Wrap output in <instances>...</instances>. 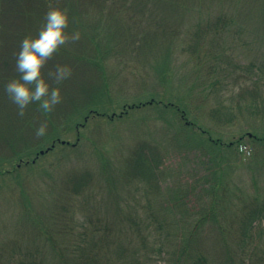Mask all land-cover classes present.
Returning <instances> with one entry per match:
<instances>
[{
    "label": "rangeland",
    "instance_id": "374dc122",
    "mask_svg": "<svg viewBox=\"0 0 264 264\" xmlns=\"http://www.w3.org/2000/svg\"><path fill=\"white\" fill-rule=\"evenodd\" d=\"M122 1L83 5L86 14L81 15L74 0L67 5L61 0L59 6L68 10L69 37L77 30L86 37L69 38L44 66L47 76L53 62L74 63L61 102L50 113L36 114L34 130L25 133L32 142L40 138L44 143L36 128L41 123L47 132L57 127L54 147L31 167L17 169L53 142L35 151L29 142L22 146L19 141L17 152L0 144V168L15 173L0 176V242L13 238L18 225L41 246L30 217L50 209L52 192L46 190L51 186L44 182L67 169L87 170L93 179L83 194L73 197L74 224L82 230L110 222L119 230L108 264H125L146 246L154 264H174L177 240L168 237L179 227H191L187 222L213 202L215 208L207 209L195 230V242L215 247L214 264H220L225 260L222 248L239 247L236 233L244 230L242 216L252 200L264 202V0ZM76 47L85 56L76 61L78 69L72 59ZM150 100L153 104H146ZM138 103L144 105L136 107ZM169 103L173 107L165 106ZM85 105L103 114L86 117ZM3 118L0 113V137L9 141L14 127ZM194 119L196 134L182 128ZM61 141L68 147L59 146ZM143 142L160 149L166 181L149 184L124 176V159ZM260 214L252 241L263 251ZM223 226H237L233 238L223 237ZM152 245H160L162 254Z\"/></svg>",
    "mask_w": 264,
    "mask_h": 264
},
{
    "label": "trees",
    "instance_id": "16d2710c",
    "mask_svg": "<svg viewBox=\"0 0 264 264\" xmlns=\"http://www.w3.org/2000/svg\"><path fill=\"white\" fill-rule=\"evenodd\" d=\"M74 1L76 6H80V10L83 8L82 12L79 10V13L84 15L86 14V8L83 5H87L88 7L92 5H102L106 1L110 2L113 0ZM126 1L137 3L153 0H123L122 2ZM185 1L188 0H154L157 4H177ZM235 1L237 2L239 0ZM51 2L53 4H61V0H51ZM68 2L69 0H66V5ZM48 7L49 0H0V83L18 75L16 71L15 54L20 47V41L25 34L35 33L37 31L39 28L37 27V23L43 21ZM81 36L86 37L85 32H81ZM88 41L93 40L88 39ZM83 52L84 50L82 48L76 47L75 54L72 56L75 63H77L76 61L80 57H85ZM67 57L68 55H65V59H67ZM66 61L67 64H70L73 68V61ZM66 61L63 63H66ZM58 63L61 62L59 61ZM56 64L57 63L53 62L51 69L55 67ZM78 65L81 67V65L77 63V69ZM72 74H74V69ZM70 78H72V75ZM78 80L79 77L77 78V82ZM52 83L54 84L55 82L52 81ZM67 87L68 86L64 85L63 82L61 90H66ZM73 93L74 92L72 91V94ZM150 101L151 104H153L154 100ZM146 104H150V102L148 101ZM140 105L144 104L138 103L136 107ZM165 106L170 108L173 107V104L169 103ZM82 107L87 109L89 105ZM175 107L178 109L180 108L177 104ZM177 111L178 110L175 109L174 112L176 113ZM39 112H41L40 109L35 103H33L29 105L23 116L19 115L15 104L12 103L7 93L4 92L2 87H0V113H5L6 118L3 119H6L9 126L12 125L15 129L14 131V129L11 130L10 128L7 136L9 137V141H7L5 137H0V144H4L6 147L11 148L13 152H17L16 149L19 148L17 146L19 141L22 146L24 143L29 142L30 147H33L32 150L35 151H37L38 148L41 149L48 140H51L53 143H51L46 149L48 150L54 147L55 142L59 139V135L56 133L57 127H54V129L52 128L50 132H46L44 135L46 138V140L44 139V143L39 140L40 138H38L37 141L32 142V136H30L29 139L26 138L27 135L25 136V133L27 134L28 131L31 132L34 130L33 121L35 120V117L38 116ZM180 112L181 116H187V106L185 105L182 107ZM102 114L103 113H100L97 108L95 109L93 107V109L88 108L86 117H88V115L94 116ZM212 115H214V112ZM212 115L209 114L210 117H212ZM45 116L46 117L44 118L46 122L48 121V124L54 125L55 121L53 122L49 115L47 116L45 114ZM196 125L197 121L195 119L193 122L186 120L182 128L196 134L198 132V130H196ZM29 143H27V145H29ZM60 144L61 145L59 146L66 148L69 143ZM46 149L44 150V153L46 152ZM160 153L161 151L156 145L147 142L137 144L131 150V155L124 159V176L128 178L129 175L132 174L134 179L149 184L158 183L159 179L166 181L165 177L167 176L161 171L159 165L162 161V154ZM39 155L42 154H35L33 159L30 161H24L23 164H21V162L18 163L16 168L18 169L22 165H30L31 167L33 163L36 162ZM26 158H28V156ZM6 174H9V176L10 174H13L14 176L15 173L11 170H2L0 168V176H7ZM92 179V174L87 170H83L82 172L76 169H67L58 178L54 177L53 180H46L44 182L46 187L51 186V188L46 191L52 192V194H49L48 199L46 198L47 203H50V209L43 212L41 217L38 215L34 216L35 213L30 217L33 218V227L36 230L33 231V233L36 237L42 239L41 246H39L34 240L31 242L30 235L21 230L20 226L17 225L16 233L13 238L7 239L8 241L0 242V264H108L110 262L108 255L117 243L120 233L119 230L112 228L110 222L104 223L101 226L96 223L91 224L88 227H84L82 230H78L74 224L73 197L83 194L85 189L89 187L88 185L91 186ZM24 182L25 181L21 183L22 186H24ZM209 188H211L210 185ZM36 190L40 192L42 189ZM43 193H45V191H43ZM175 200H177V198ZM175 200L174 203L172 202L174 205ZM178 200L181 199L178 198ZM251 205L252 207L249 208L247 215L242 216L243 220H245L242 225L244 228L243 231L241 230L239 233L236 229L237 226H231L232 228L229 226H223L224 228L221 229L223 237L226 238H228L229 235L233 238L234 233L237 231V244L239 247L233 249L229 247L222 248L225 254V260L220 264H264V250L262 251L260 249L261 247L259 248L256 245L258 244L257 242L252 241L253 229L256 228L253 223L256 219H260L257 218L261 215L260 212L262 214L264 213V202L258 203L254 198ZM215 206L216 204L214 202L212 204H207L209 209L215 208ZM28 207L31 209L30 202ZM208 208H206L202 214L193 216L187 222V225L191 227H179L178 231L172 236L173 238L168 237V239L177 240V247L174 250V253H176L174 264H214L212 255L216 251L215 247L207 248L195 242L197 235V231L195 230L199 229V224L203 223L206 219ZM25 209L27 212V202L25 204ZM0 210H3V208L0 207ZM211 215L213 219H216V221L219 222V218L217 219L213 214ZM27 216L28 214L26 217ZM99 222L103 223L101 221ZM224 244L226 245L228 243L224 242ZM152 248L153 251L157 250L162 254V247L160 245L158 247L152 245ZM130 256L132 259L125 264H140L138 262L139 259H143L141 264H154V260L151 259V254L148 252L147 246L144 248L143 252H133ZM235 258L238 259L237 262L235 261Z\"/></svg>",
    "mask_w": 264,
    "mask_h": 264
},
{
    "label": "clouds",
    "instance_id": "9594fccd",
    "mask_svg": "<svg viewBox=\"0 0 264 264\" xmlns=\"http://www.w3.org/2000/svg\"><path fill=\"white\" fill-rule=\"evenodd\" d=\"M68 23V10L49 0V7L37 31L22 37L15 54L18 75L0 83V87L15 104L19 115L23 116L33 103L42 113H50L61 102V85L71 77L73 68L67 63H57L45 76L44 66L69 38L74 41L81 38L78 30L69 37L66 31ZM47 127L46 123H41L35 130L36 135L44 136Z\"/></svg>",
    "mask_w": 264,
    "mask_h": 264
},
{
    "label": "water",
    "instance_id": "95a60500",
    "mask_svg": "<svg viewBox=\"0 0 264 264\" xmlns=\"http://www.w3.org/2000/svg\"><path fill=\"white\" fill-rule=\"evenodd\" d=\"M65 141H62V143H64ZM40 153H43V151H40Z\"/></svg>",
    "mask_w": 264,
    "mask_h": 264
}]
</instances>
